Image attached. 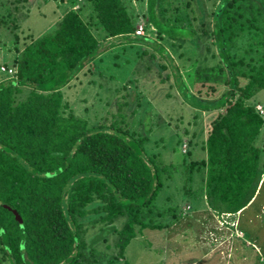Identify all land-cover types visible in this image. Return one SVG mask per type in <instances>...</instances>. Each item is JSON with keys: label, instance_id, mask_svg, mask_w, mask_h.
Wrapping results in <instances>:
<instances>
[{"label": "trees", "instance_id": "1", "mask_svg": "<svg viewBox=\"0 0 264 264\" xmlns=\"http://www.w3.org/2000/svg\"><path fill=\"white\" fill-rule=\"evenodd\" d=\"M66 1L52 30L26 35L21 48H9L17 76L0 68V264H98L100 253L87 241L90 230L117 220V254L109 262L121 258L134 237L170 227L182 216L175 208L167 220L157 217L161 211L156 203L166 183L175 185L183 176L198 181L199 198L206 196L205 204L217 214L256 205L260 210L264 148L256 141L264 131V117L244 100L254 87L264 88V0H200L199 12L194 0H138L137 7L133 0ZM143 17L144 34L136 35ZM14 40L17 44L16 34ZM124 40L140 44L137 59L148 54L154 59L157 50L170 56L167 43L181 57L187 42L201 58L196 74L226 72L221 85L229 88L204 101L183 90L178 66L163 73L167 65L155 61L159 83L168 82L184 101H192L187 102L194 107L191 117H200L197 109L215 112L199 141L188 138H199L196 129L177 132L183 133L178 146L186 138L190 146L185 142V149L180 148L179 162L166 163L150 154L148 137L130 131L135 109H125L128 92L115 101L114 113L97 119L89 117L87 106L76 112L74 94L66 92L74 78L90 72L101 54ZM149 46L154 49L148 51ZM144 68L151 64L147 61ZM195 147L205 155L192 157ZM194 192L187 187L185 200L196 199ZM5 206L20 215L24 231Z\"/></svg>", "mask_w": 264, "mask_h": 264}, {"label": "rangeland", "instance_id": "2", "mask_svg": "<svg viewBox=\"0 0 264 264\" xmlns=\"http://www.w3.org/2000/svg\"><path fill=\"white\" fill-rule=\"evenodd\" d=\"M133 4L137 7L138 0H133ZM67 5L66 0H0V20H2V24H0V64L13 67L11 60L14 56V50L9 48L12 45L21 48L26 40V35L37 36L52 30L61 14L67 9ZM193 8L198 12L202 10L200 0L193 1ZM88 12L89 9L85 8L83 15L88 16L86 15ZM143 22L146 24L144 17L140 18L138 23ZM92 30L100 38L96 28L93 27ZM15 34L19 37L17 44L14 40ZM131 43L129 44L127 40H124V47L123 44L114 45L113 48L101 54L97 58L100 59L97 65H94L90 72H86V75L74 78L69 84L71 87L67 88L66 92L74 94L72 103L75 104L76 112L78 110L82 112L83 108L87 106L89 117L96 119L103 116L104 113H114L116 110L115 101L121 99L120 96L128 92L129 103L125 109L127 111L135 109L130 131L148 137L146 149L150 154L159 156L158 158L166 163L179 162L183 157L181 154L182 145L185 142L187 145V139L190 137H192V142L204 138L211 117L215 112L197 109L196 112L200 114V117L197 119L191 117V114L188 113L194 107L188 103L191 104L192 101L188 99H186L187 102L189 101L188 103L184 101L177 88L170 86L168 82L159 83L158 65L155 61H161L167 65L163 73H170L172 69L174 70V66H178L183 77V90L187 89L188 93L200 95L204 101L218 98L224 90L229 88L227 85H221L227 78L226 72L208 70L196 74L194 70L196 66L202 64L201 58L199 51L187 42L181 48L184 52H182L181 57L174 52V47L171 46L170 48L167 43L165 48L169 50L170 56L166 52L163 54L157 50L154 59L148 58V53V55L137 59L135 52L140 51L141 46L138 43L132 46ZM173 43H176V40ZM150 47L147 49L148 51L154 49V47ZM101 56L103 57L101 58ZM135 57L136 62H134ZM147 61L151 64V69L144 68ZM13 69L15 73L11 76L16 77V69ZM132 70L135 71L133 75L131 74ZM0 76L2 75L0 74ZM204 77H208V82L202 84ZM127 82L129 85L125 89L123 83ZM253 90L254 93L248 97V100H244V104H254L256 111L260 112L258 106L264 110V88L254 87ZM140 93L142 96H139ZM175 124H177L176 127ZM183 127L188 128L189 133L196 129L199 138H194L195 136L189 134L185 142L182 145L179 143L180 146H178V135L182 136L183 133L177 132L181 131ZM198 128L199 130L202 128L201 133L197 131ZM195 134L197 135V133ZM256 144L264 148V131L260 133ZM187 147L190 146L187 145ZM204 155L198 147H195L192 157L198 159ZM197 177L198 175L195 174L194 179ZM197 182H189L187 176H183L181 180L176 181L175 185L173 182L171 184L166 183L157 197L156 211L157 209L161 211V215L159 214L157 217L162 218L165 215L164 220H167L168 216L170 217L169 213L175 208H177L176 211L182 212V216L170 227L149 229L142 232L141 235H137L125 247L123 256L114 259L112 262H109L110 259H113L114 255L117 254L116 234L113 231L114 227L120 226V221L117 220L111 225L100 224L99 226L97 224L95 230H90L91 233H89L87 241L89 246H93L100 253L98 264H184L188 259L198 258L200 251L205 250V247L202 246L203 238L202 236L199 237V235H203L201 233L203 231L200 230V221L206 219L207 214H214L215 219L218 218L222 222H232L233 216L217 214L205 204L206 196L202 199L199 198L202 196V191L198 189L199 183ZM187 187L193 188L194 194L197 196L196 199L192 195L190 201L185 200ZM260 195L264 196V188ZM191 204L193 208L189 207ZM186 207H189V210ZM248 209L244 221L254 231L259 232L258 230H260L255 244L257 243L262 248L261 255L264 260V204L260 210H258L257 205ZM193 211H195L194 214ZM242 225L244 226V222ZM213 235L212 237L215 238ZM237 235H242L241 231H237ZM222 237L226 242L229 240L224 236ZM218 239L220 238L218 237ZM199 242L202 243L199 244ZM235 242L237 244L238 239H235ZM248 249L250 253L256 254L255 249L251 247ZM208 260L209 258L206 259V262L210 264L211 260Z\"/></svg>", "mask_w": 264, "mask_h": 264}, {"label": "crops", "instance_id": "3", "mask_svg": "<svg viewBox=\"0 0 264 264\" xmlns=\"http://www.w3.org/2000/svg\"><path fill=\"white\" fill-rule=\"evenodd\" d=\"M261 178L259 186L264 180V173ZM263 204L264 202L260 207H262ZM248 208H250V206H248ZM248 208L246 207L244 210H240L235 214L226 213V215L233 216L232 222H222L218 220V218L216 220L214 214H207L208 217L202 219L199 223L200 230L203 231L201 232L203 235H199V237L202 236L203 243L199 242V244L202 243L205 250L200 251L198 258L188 259L184 264H207V258L211 260L210 264L264 263L263 256L261 255L262 248L259 247L257 243V246L255 244L256 237H258L260 230H258L259 232L254 231V229L244 221V216L246 217L248 214ZM194 212L195 211H193V214ZM193 214L192 217L194 216ZM242 222H244V226L242 225ZM237 231H241L242 235H237ZM212 234H214L213 236L215 238L212 237ZM222 236L229 240L227 242L226 240L224 241ZM218 237L220 239H218ZM259 237L262 238L261 236ZM235 239H238L239 241L237 244ZM249 247L255 249L257 254L250 253L248 251Z\"/></svg>", "mask_w": 264, "mask_h": 264}, {"label": "built area", "instance_id": "4", "mask_svg": "<svg viewBox=\"0 0 264 264\" xmlns=\"http://www.w3.org/2000/svg\"><path fill=\"white\" fill-rule=\"evenodd\" d=\"M135 34L136 35H143L144 34V25L143 23H139L137 24L136 28H135ZM2 71H6L8 72L10 75H13L15 73V70L12 67H5V66H1L0 67ZM258 109L260 112H258L259 114L261 113V116L264 117V110L261 109L260 106H258ZM185 144L182 145L183 150L185 149ZM189 207H186V209H188Z\"/></svg>", "mask_w": 264, "mask_h": 264}, {"label": "water", "instance_id": "5", "mask_svg": "<svg viewBox=\"0 0 264 264\" xmlns=\"http://www.w3.org/2000/svg\"><path fill=\"white\" fill-rule=\"evenodd\" d=\"M220 8H221V7L219 6V7H218V10H217V13L215 14V16H217L218 12L220 11ZM5 207H6L7 209H9V210L12 211V213H13V215H14L16 221L19 223L20 228L22 229V231H24V228H23V222H22V219H21L20 215L16 212V210L10 208L9 206H5Z\"/></svg>", "mask_w": 264, "mask_h": 264}, {"label": "clouds", "instance_id": "6", "mask_svg": "<svg viewBox=\"0 0 264 264\" xmlns=\"http://www.w3.org/2000/svg\"><path fill=\"white\" fill-rule=\"evenodd\" d=\"M139 24V23H138ZM256 110V109H255ZM261 116V115H260Z\"/></svg>", "mask_w": 264, "mask_h": 264}]
</instances>
